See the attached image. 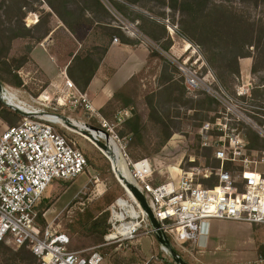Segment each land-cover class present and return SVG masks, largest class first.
Segmentation results:
<instances>
[{"label": "rangeland", "instance_id": "obj_1", "mask_svg": "<svg viewBox=\"0 0 264 264\" xmlns=\"http://www.w3.org/2000/svg\"><path fill=\"white\" fill-rule=\"evenodd\" d=\"M49 1L56 5L58 11L72 25L73 31L51 8ZM101 1L108 12L100 10L90 0H0V27H14L18 32H23V36L11 41L10 30H6L5 36L0 37V75L4 80L3 87L10 90L4 94L9 102L23 110L31 109V105L92 125L98 124L97 118L92 115L97 116L99 113L98 117L103 116L112 121L118 109L133 107L132 117L139 119L140 135L132 136L128 153L133 160L150 159L155 182L167 180L171 176L168 169L174 166L190 169L191 161H195L194 164L203 172L206 167L218 165L213 151L202 144L201 127L206 121H216L219 116L222 118L221 127L226 123L225 129L228 131L236 129L245 135L248 143L247 158L252 161L253 167L258 162L259 168H263L264 125L259 128L247 119L252 117L255 123L260 124L264 117V90L262 88L257 95L253 90L264 83V2L260 0L257 4L254 0H213L214 3L223 5L210 9L209 16L213 20L226 14L234 16V20L241 17L255 22L256 38L243 48V55L248 56L239 57L240 74L237 75L232 72V56L224 60L225 66L221 54L201 46L182 33L183 16L179 11L171 9L167 0ZM115 2L121 5L120 8L114 6ZM94 18L102 20L104 26L94 22ZM20 23H25L31 30H24ZM153 23H159L160 27H153ZM204 24L206 29L212 31L209 34L211 47H215L216 51L228 48L233 54L240 53L242 46L240 48V44L235 45V40H240L243 44L245 38L234 35L229 29V23H224L220 30L222 33L227 31L225 35L217 31V25L222 23H184L186 29L196 25L202 27ZM116 28H120L136 44L125 48L120 37L115 35ZM46 32L47 35L43 37ZM147 32L158 38V42ZM257 33L262 36L260 42ZM115 37L117 42H114ZM169 42L171 45L168 51L161 48V45ZM113 44L123 47L120 49L123 56L120 57L119 54L114 64L131 63L133 66L129 70V78L118 83L122 80V73L111 86L110 78L117 69L105 64L104 60L105 49ZM28 45L46 49L44 54L37 50L35 56H39L45 67L54 72L56 77H51V74L40 68L32 58L33 49L30 52ZM8 46L11 50L6 57ZM152 50L159 52L162 57L150 54ZM76 54L91 56L93 64L100 60V65H103L99 75L101 81L97 84L99 87L108 88L105 93L110 94V98L106 100L103 95L92 99L89 95L90 100L96 103L94 105L97 110L94 114L81 108L57 106L56 99L61 95L64 72L75 81L67 70ZM24 57H28V61L19 66L25 61ZM181 65L196 71L204 83L226 91L234 99L233 103L224 105L218 102L198 106L199 100L204 98L202 89L193 93L187 92L181 100L174 99L181 97V92L176 91L170 98L167 92L160 90L161 85L166 74L173 75L179 84H185L186 75L180 71ZM254 67H257L256 71H253ZM210 72L216 80H213ZM20 80L22 85H18ZM242 87H252L253 98L249 103L262 107L261 109L243 103L237 95V90ZM0 99L3 107L10 112L12 122L16 124L21 115L7 105L1 96ZM47 100L51 104H46ZM253 109L259 110L256 118L253 116ZM162 119L166 121L165 124ZM68 127L73 128L69 125ZM217 127L213 128L215 137L219 135ZM250 128L261 137V140H257L256 148H249L246 134ZM117 129L122 135L130 133L125 124ZM168 130L171 134L166 137ZM70 134L86 152L89 158L88 169L72 181L55 179L46 191L39 213H42L41 217L44 219V222L40 220L42 225L52 224L71 236L72 249L84 250L85 253L99 249L104 256L100 264H162L170 260H178L183 264L264 263V227L246 221L214 219L211 221L212 229L208 232L210 235H206L208 239L204 238L206 236L202 237L204 241L201 238L198 241L178 242L168 238V246L157 235L146 234L124 242L106 244L105 236L110 229V207L119 197L125 195V189L103 152L82 135ZM240 168L237 162L227 169L236 174ZM199 177L207 185L215 178L213 175L210 180H205L202 173ZM106 213L108 228L101 235L102 226L93 230L91 224L95 220L102 222ZM19 256H26L27 259L21 260ZM0 264H38V261L33 262L27 251L22 252L20 248L3 242L0 243Z\"/></svg>", "mask_w": 264, "mask_h": 264}, {"label": "built area", "instance_id": "obj_2", "mask_svg": "<svg viewBox=\"0 0 264 264\" xmlns=\"http://www.w3.org/2000/svg\"><path fill=\"white\" fill-rule=\"evenodd\" d=\"M117 40L115 37L114 42ZM179 69L186 75L185 84L189 93L202 89L224 105L233 103L234 99L226 91L204 83L196 71L182 65ZM211 76L216 80L213 73ZM9 91L3 87L2 98L17 110L15 107L18 106L10 103L4 95ZM60 92L56 99L57 106L81 108L90 114L96 112L88 94L81 91L66 72ZM237 95L245 105L262 108L249 103L253 98L252 87L239 88ZM47 101L46 104H51L50 100ZM29 107L31 109L20 108L25 114L17 110L21 115L20 120L9 125L0 135V241L17 248L26 246L38 258L39 264H100L104 259L99 249H92L88 253L72 249L68 233L52 224L42 225L39 222V207L50 184L55 179L72 181L88 169L89 158L70 133L82 135L103 152L125 189V195L110 207L106 244L124 242L140 235H157L158 231L178 242L198 241L208 234L214 219L246 221L264 227V167L259 168L258 162L253 167L252 161L247 158L245 135L236 129L228 131L225 129L226 123L221 127L220 116L216 121H206L201 127L202 144L213 151L220 165L206 167L203 172L194 164L195 161H191L190 169L178 165L177 170L168 169L171 176L167 180L155 182L150 159L133 160L128 153L132 135H122L117 129L132 117L133 107L118 109L112 121L98 117L99 113L92 115L97 118L98 124L80 121L83 124L81 130L68 127L71 125L67 121L66 126L52 117L62 118L59 114L31 105ZM253 114L256 118L259 110L253 109ZM247 120L259 128L264 125V122L255 123L252 117ZM215 126H218V137L213 133ZM84 131H88L92 137ZM96 141L104 142L106 151ZM114 146L119 148L133 182L123 177V169L115 168ZM226 162H238L241 168L235 174L225 168ZM201 173L205 180H210L214 175L215 184L209 186L201 182ZM127 181L144 195L159 227L153 225L150 216L127 187ZM162 264L183 263L170 260Z\"/></svg>", "mask_w": 264, "mask_h": 264}, {"label": "trees", "instance_id": "obj_3", "mask_svg": "<svg viewBox=\"0 0 264 264\" xmlns=\"http://www.w3.org/2000/svg\"><path fill=\"white\" fill-rule=\"evenodd\" d=\"M92 1L100 10L104 11V12H108L106 6L102 3L101 0H90ZM243 1H247V0H243ZM168 2V6L171 9L177 10L180 12V14L183 16L182 20H181V25H182V33L188 37L190 40L198 42L201 46H204L207 49H211L214 52H218L219 54H221V59L224 62V60L226 61L227 59H229L231 56L233 57V63L232 66H234V69L232 70L233 74H240V68H239V57L242 56H248V55H243L244 53L242 52L243 48H245V46L247 44H251L253 39L256 38L255 34L257 32L256 26H255V22L249 21L248 19H243L240 17V19H236L234 20V16H229V15H220L218 20H213L212 18H210L209 16V11L210 9H214V7H221L223 5H219L213 2V0H167ZM255 3L258 4V2H260V0H254ZM262 2H264V0H262ZM87 4V3H86ZM17 5H19V3H17ZM49 5L51 6V8L59 15V17L61 18V20L73 31V27L72 25L63 17V15L58 11V9L56 8V5L53 2L49 1ZM117 9L120 8V4L115 2L114 5ZM228 12V11H226ZM229 13V12H228ZM230 14H235L230 12ZM25 15V14H24ZM102 20L96 19L94 18V22L98 23V25L100 26H104L103 23H101ZM184 23H222V24H218L217 25V31H219V34H223L225 35L227 33L224 32L222 33V31H220L223 28V24L224 23H229V29L231 32H233L234 35H238V36H243L245 38V41L243 44H241L240 40H235V45H239L240 44V48L242 46V49L240 51V53L238 54H233L232 51H230L228 48L224 49V48H220L219 51H216L215 47H211V43L209 41V34H211V30L206 29V25L204 24L202 27L199 26H193L191 29H186ZM245 23H250V24H245ZM103 24V25H102ZM20 25L22 26V28L24 30H31V28L27 27L25 25V23H20ZM153 27L155 26L156 28H159L160 25L159 23H153L152 24ZM164 28V27H163ZM6 30H10L12 32V36L10 37V41L13 38H16L18 36H23V32L20 31L18 32V30H16V28H2L0 27V37H4L7 31ZM116 33L115 35L117 37H120L121 42L124 44H129V45H133L136 44L135 41L130 40L122 31L120 28H116L115 29ZM9 32V31H8ZM147 34L149 36H151L154 40H156L158 42V38H155L152 33H148ZM47 35V32L44 34L43 37H45ZM257 37L259 42L261 41L262 36H259L257 33ZM169 38V37H167ZM171 45V42H169L168 44H164L161 45V48L164 50H169ZM33 49V45H28V50L31 52ZM11 50V47L8 46V49H6V57L9 55ZM108 48L105 49V53L107 52ZM150 54H156L157 56H160V53L152 50V52ZM217 54V53H216ZM242 54V55H241ZM214 59V57H213ZM24 62L21 63L22 66L24 63H26L28 61V57H24ZM165 62L168 64V61L165 60ZM93 64V60L91 58V56H87V57H83L80 54H76L73 58V60L71 61L70 65L68 66V73L71 77L74 78V81L76 83V85L78 86V88L81 91H85L90 82L92 81L99 65H100V60L97 62H94ZM169 65V64H168ZM224 65L226 66V63L224 62ZM176 69V68H175ZM76 70L77 72L75 73ZM178 69H176L177 71ZM257 70V67L253 68V71ZM165 72H167V70H165ZM179 72V70H178ZM167 76L164 77L163 79V83H162V88L160 90H163L165 92H167L169 94V97L171 98L173 96V94H175L176 91H180L181 92V97H175V100H181L182 97L188 92L185 84H179L176 80H174L173 75L171 74H166ZM184 79V78H183ZM0 81L1 83H3V78L0 75ZM18 85H22L21 80L18 82ZM263 88L264 90V83L257 85L256 89H253L255 94L257 95V92H260L261 89ZM202 94L204 95L203 99H200L198 106H203L205 104H213V103H218V101L212 97L211 95L207 94L206 92H202ZM261 95V94H260ZM3 101L0 99V116L3 118H7L8 121L10 122V125L15 124V122H12V118L11 116H9L10 112L7 111V109H5V107H3ZM195 108V107H194ZM8 114V115H7ZM169 118V115H168ZM163 124L166 123V121L164 119H162ZM264 120L260 121V124H263ZM127 127H129L130 129V134L133 136H139L140 135V123H139V119L138 117H130L128 118L125 123H124ZM167 126V124H166ZM170 132L168 130L167 136H170ZM247 138L249 140V148H256V146L258 145L257 140H261L260 135L257 133V131L253 130V129H249V133L246 134ZM133 138V137H132ZM257 143V144H256ZM130 146V145H129ZM210 149V148H208ZM211 150V149H210ZM218 165H220V161H218ZM232 163L231 162H226L225 163V168H229L230 165ZM217 165V166H218ZM216 180H212L209 184L213 185L215 184ZM207 185V184H205ZM42 213L39 214V222L40 220L44 222V219L41 217ZM108 213H106L104 215V220L101 222L99 220H95L92 222L91 227L93 230L99 229V226H102L101 229V235H104L105 232L107 231L108 228ZM4 241H0V243H3ZM20 250L23 251H27L30 255V259H32V261H38V258L33 254V252L27 248L26 246H22L20 247ZM18 257V256H16ZM19 258H21V260H26L27 257L26 256H19ZM39 264V261H38Z\"/></svg>", "mask_w": 264, "mask_h": 264}, {"label": "crops", "instance_id": "obj_4", "mask_svg": "<svg viewBox=\"0 0 264 264\" xmlns=\"http://www.w3.org/2000/svg\"><path fill=\"white\" fill-rule=\"evenodd\" d=\"M125 46V48H128L130 45L129 44H123ZM123 47H119L117 46L116 44H113L111 47H109V49L107 50L106 52V56H105V64L107 63L108 66H113L112 68L114 69H117L116 72L114 73L113 76H111L110 78V81H109V84L112 86V83L115 81L116 77L118 75H122V73L124 74L122 77H121V81L118 82V83H121L123 81H125L128 77V73H129V70L131 69V67L133 66V64L131 63H125V64H120L119 65V62H117V64L115 65L114 62L118 60V57H119V54H120V57L123 56V53H121L120 49H122ZM37 50H40V53L41 54H44L46 53V49L45 48H41L40 46H35L33 48V51H32V58L33 60L40 66L41 69H43L45 72L51 74L50 76L51 77H56L54 75V72H51L50 70H48L47 67H45L43 61L41 60V58H39V56H35V53ZM103 68V65H99L92 81L90 82L88 88L85 90V92L88 94V96L90 95V97L92 99H97L103 95H105V98L106 100H108L110 98V94H106L105 92L108 91V88L106 87H102V86H98V82L101 81L100 79V72ZM97 84V85H96ZM114 85V83H113ZM94 104H96L95 102H93ZM98 106V105H96ZM102 106V105H101ZM99 108V107H98ZM8 115V114H7ZM9 116H11L9 114ZM12 118V117H11ZM10 125V122L8 121L7 118H3L0 116V135L1 133ZM212 224V223H211ZM212 229V225H210V231ZM210 235V233L208 234V236ZM208 236L204 237L205 239H208ZM202 238L201 241H204L205 239ZM200 241V242H201Z\"/></svg>", "mask_w": 264, "mask_h": 264}, {"label": "water", "instance_id": "obj_5", "mask_svg": "<svg viewBox=\"0 0 264 264\" xmlns=\"http://www.w3.org/2000/svg\"><path fill=\"white\" fill-rule=\"evenodd\" d=\"M2 90H3V85H2V83H1V81H0V96H1V98H2V95H1ZM6 104H7V103H6ZM9 106H10V105H9ZM15 108H16L20 113L25 114V112L22 111L20 108H18V107H15ZM61 116H62V118H63L65 121H67L71 126H73V127L77 128V129L81 130V128H80L77 124L73 123V121H72L69 117L64 116V115H61ZM90 126H91V125H90ZM91 128H93V129H98V128L95 127V126H91ZM84 132L92 137V135H91L88 131H84ZM96 143L99 145V147H100L103 151H106L107 146H106V144H105L104 142L96 141ZM127 187L133 192V194H134V195L136 196V198L139 200V202H140V204L142 205V207H143V209L145 210V212L150 216V219H151L153 225H154L155 227H159V223H158L157 220L155 219V217H154V215H153V213H152V211H151V209H150V207H149V205H148V203H147V201H146L144 195L141 193V191H140L135 185H133L132 183H130V182H128V181H127ZM157 236H158V238L160 239L161 242H163L165 245H168V246H169V239L163 234L162 231H158Z\"/></svg>", "mask_w": 264, "mask_h": 264}, {"label": "bare ground", "instance_id": "obj_6", "mask_svg": "<svg viewBox=\"0 0 264 264\" xmlns=\"http://www.w3.org/2000/svg\"><path fill=\"white\" fill-rule=\"evenodd\" d=\"M189 46H191V44H189ZM52 100V99H51ZM15 105V104H14ZM17 106V105H16ZM20 108V107H19ZM50 115H52V114H50ZM53 118H57V119H59L60 121H62L63 123H64V125L66 124V122L63 120V118H61V117H59V116H52ZM73 121V123H75V124H77L79 127H81L83 124L80 122V121H78V120H76V119H73L72 120ZM114 156H115V168L118 166L120 169H123L124 170V178L125 179H127V180H129V181H132L131 180V177H130V175H129V173H128V171L126 170V167H125V161H124V159L122 158V156H121V153H120V150H119V148L117 147V146H114ZM171 169H175V170H177L178 169V167H172ZM133 182V181H132Z\"/></svg>", "mask_w": 264, "mask_h": 264}]
</instances>
